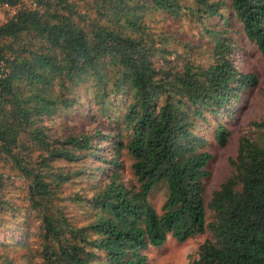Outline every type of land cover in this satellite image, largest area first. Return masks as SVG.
<instances>
[{
    "label": "trees",
    "instance_id": "trees-1",
    "mask_svg": "<svg viewBox=\"0 0 264 264\" xmlns=\"http://www.w3.org/2000/svg\"><path fill=\"white\" fill-rule=\"evenodd\" d=\"M27 1L0 0L14 7L0 19V156L23 182L17 190L0 173V227L25 245L9 221L26 235L36 223V264H147L142 248L205 231L189 264H264V112L207 198L210 153L194 132L204 112L256 85L253 72L234 67L221 32L236 24L264 50V0ZM153 13L200 20L214 39L213 60L177 67L161 56L156 65L168 28ZM64 113L97 122L78 130L47 123ZM227 134L218 124L217 143ZM88 157L97 161L91 170L77 166ZM106 167L87 198L61 196L66 182L74 187ZM66 201L84 202L86 217ZM6 245L0 264H33Z\"/></svg>",
    "mask_w": 264,
    "mask_h": 264
},
{
    "label": "rangeland",
    "instance_id": "rangeland-1",
    "mask_svg": "<svg viewBox=\"0 0 264 264\" xmlns=\"http://www.w3.org/2000/svg\"><path fill=\"white\" fill-rule=\"evenodd\" d=\"M22 3H28L27 0H21ZM13 8L0 7V19L4 18L6 14H12ZM152 16L158 19L156 25L158 27H167L168 33L167 49L164 52H156L154 55V62L156 65L160 64L161 56L166 58L169 64L179 67L184 61H192L195 64L206 65L213 60L214 39L209 33L210 30L202 25V22L197 19H187L185 16L175 17L167 20H162L160 14L153 13ZM213 29H215L213 27ZM223 36L233 44L231 51V61L239 72H253L256 75L257 83L252 87H243L237 97L226 107L221 108L217 113L204 112V118H198L194 132L203 138V149L210 153V157L206 162V169L208 175L205 179V195H209L210 191L217 188L219 183L224 180L230 170L229 160L234 156L238 144V139L241 135L251 133L253 120L259 119L264 112L263 92L264 87V50L260 49L256 43L246 38L243 32L238 29L237 25L226 26V31ZM57 119V120H56ZM51 121L56 123L59 130H66L73 128L78 130L82 127L92 126L97 122L96 119L88 120L81 116L67 118L66 113L62 114L60 118L54 116L47 123L51 125ZM46 122V121H45ZM218 124H222L228 130L226 141L223 144L217 143L215 139V131ZM105 146V145H104ZM102 149V148H101ZM105 150H100L103 153ZM126 162V163H125ZM128 159L126 158L125 169L122 175L124 178L129 177V169L127 167ZM97 161L86 158L83 162L77 163V166L82 165L85 170L94 166ZM101 163V162H100ZM108 166V165H106ZM91 170V169H89ZM93 177L88 175H80L78 182L74 187L66 182L61 190V196H69L70 192L77 190L82 192L86 198L92 191V187L99 185L101 182L106 181V171L92 169ZM0 173L3 179L7 178L8 181L14 184V188L23 184L21 178L15 175L10 168L7 161L0 156ZM101 185V184H100ZM6 190V189H5ZM11 190V189H10ZM16 191L14 189L11 192ZM2 192V191H1ZM0 192V193H1ZM14 193V192H13ZM19 194H23L22 191ZM7 196V193H6ZM13 199V198H12ZM20 201L21 199H16ZM150 200L153 202L156 209H158L162 194L160 191H154ZM15 201V199H14ZM65 203V201H64ZM68 209L73 213H77L79 218H85L87 207H83L82 203H71L66 201ZM16 220L11 219L9 222L13 228H16L21 235L24 233L25 245H22L21 239L17 232L7 233L0 227V242H5L6 249L10 255H19L21 251L26 252V258L30 259L33 264H36L38 258L35 251L37 248V235L38 230L36 223L30 224V230L26 235L25 231L15 224ZM208 236V232L196 233L189 236L185 240L178 241L171 236H167L165 241L158 246H147L141 249L147 257V264H189L193 257L196 255L198 245ZM16 237V238H15ZM2 247H0L1 249Z\"/></svg>",
    "mask_w": 264,
    "mask_h": 264
},
{
    "label": "built area",
    "instance_id": "built-area-1",
    "mask_svg": "<svg viewBox=\"0 0 264 264\" xmlns=\"http://www.w3.org/2000/svg\"><path fill=\"white\" fill-rule=\"evenodd\" d=\"M0 7H1V8H4V7H7V8H10V7H11V8H14L13 6H9V5L6 4V3L1 4ZM13 12H14V10L12 9V13H13Z\"/></svg>",
    "mask_w": 264,
    "mask_h": 264
}]
</instances>
